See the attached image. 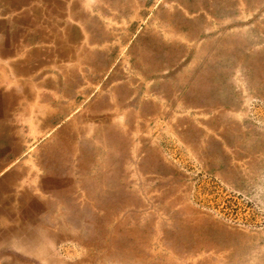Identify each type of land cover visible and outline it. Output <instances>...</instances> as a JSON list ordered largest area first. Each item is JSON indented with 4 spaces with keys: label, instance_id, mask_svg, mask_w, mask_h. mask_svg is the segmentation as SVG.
I'll use <instances>...</instances> for the list:
<instances>
[{
    "label": "rangeland",
    "instance_id": "374dc122",
    "mask_svg": "<svg viewBox=\"0 0 264 264\" xmlns=\"http://www.w3.org/2000/svg\"><path fill=\"white\" fill-rule=\"evenodd\" d=\"M12 7L0 264H264V0Z\"/></svg>",
    "mask_w": 264,
    "mask_h": 264
},
{
    "label": "crops",
    "instance_id": "0c3cea01",
    "mask_svg": "<svg viewBox=\"0 0 264 264\" xmlns=\"http://www.w3.org/2000/svg\"><path fill=\"white\" fill-rule=\"evenodd\" d=\"M18 0H0V68L5 70L9 66H14L19 61V57L22 56L23 52L19 53L17 39L19 37L18 29H22V25H26L27 23H32L33 17H29V13H27V9L25 11L24 16L17 17L13 12L14 4L17 3ZM54 8V7H53ZM62 9L64 7L62 6ZM41 10H45V8H41ZM33 16V15H32ZM65 32L60 33V39L65 40ZM28 38L27 35L24 36V39ZM20 50H25V47H21ZM26 53L28 51H25ZM27 58V56H26ZM22 57H20V60ZM9 99L13 98L12 96L8 97ZM8 103V102H7ZM13 107L10 106V103L4 107H0V135L4 134L6 136L11 137V142H9V146L13 145V128H12V119L13 116ZM21 112H24L21 109ZM33 107H26L25 114L32 118ZM2 116V117H1ZM33 119V118H32ZM11 144V145H10ZM1 173V172H0Z\"/></svg>",
    "mask_w": 264,
    "mask_h": 264
}]
</instances>
